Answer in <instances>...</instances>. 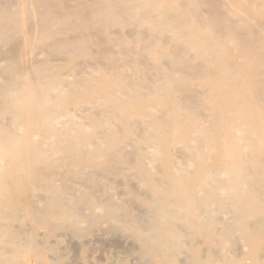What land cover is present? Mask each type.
Here are the masks:
<instances>
[{"label": "bare ground", "instance_id": "6f19581e", "mask_svg": "<svg viewBox=\"0 0 264 264\" xmlns=\"http://www.w3.org/2000/svg\"><path fill=\"white\" fill-rule=\"evenodd\" d=\"M264 0H0V264H264Z\"/></svg>", "mask_w": 264, "mask_h": 264}, {"label": "rangeland", "instance_id": "374dc122", "mask_svg": "<svg viewBox=\"0 0 264 264\" xmlns=\"http://www.w3.org/2000/svg\"><path fill=\"white\" fill-rule=\"evenodd\" d=\"M261 24L264 25V20L261 21Z\"/></svg>", "mask_w": 264, "mask_h": 264}]
</instances>
